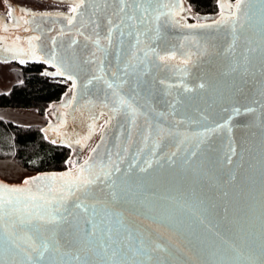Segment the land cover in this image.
<instances>
[{"label": "snow or ice", "instance_id": "obj_1", "mask_svg": "<svg viewBox=\"0 0 264 264\" xmlns=\"http://www.w3.org/2000/svg\"><path fill=\"white\" fill-rule=\"evenodd\" d=\"M87 3L88 0H75L70 8L74 15L66 17L68 25H72L77 16L83 17ZM109 3L110 0H103L102 8H94L96 18L90 17L88 20L90 34L82 30L85 27L83 23L76 33L77 36H83L85 48H88L89 43L92 45V51L83 63L96 65L84 87H96L97 92L103 94L101 107L108 110V119L99 125L101 143L105 141V127L117 116H123L130 124L127 145L134 143L133 133L136 132L141 136L143 147L137 148L127 169L121 165L127 158L128 146L121 149L118 143L115 159L113 153L108 152L105 161L104 157L97 158L95 155L100 148V144H97L90 149L88 158L82 163L68 161L72 168L66 173L28 178L21 187L0 183V264H191L193 257L195 264H264V134L259 161L258 216L253 219L249 210L244 209L239 218L230 219V192L223 190L219 196L225 201L223 219L227 231L231 233L230 238L226 239L219 231L212 233L214 239L189 238L181 231V221L171 211L166 214L157 211L155 201L164 200L174 204V198L147 192L142 179L133 181L136 168L139 173L149 175L154 165L160 168L167 165L170 169L177 165L190 166L195 159L204 156L203 146L209 144L212 134L225 128L229 133L228 150L220 163L230 169L233 157L238 153L230 135L232 128L227 124H217L215 127L205 125L203 131L180 132L181 125L201 124L208 117L201 115L198 120L186 117L176 119L179 115L177 106L183 104L179 97L167 102L170 109L167 116L173 118L172 126L150 121L145 108L148 107L149 111H155V108L150 107L151 101L143 95L147 82L142 77L148 76L153 66L171 67L170 61L177 60L175 46L169 49L160 47L163 38L161 17L168 18L165 24L174 23L171 18L176 13L171 8L167 12L162 11L161 0H111L114 10L111 15L101 18L99 13L106 12ZM174 7L176 5H172ZM229 8H234V11L225 15L222 8L220 18L211 25L184 26L189 29L215 27L217 31L229 32L231 42L223 53L217 54L232 58L237 56V42L241 36L251 30L250 35H244L245 46L240 56L246 73L249 67H258L262 80L260 95L264 98V0H255V3L253 0H235V4L229 5ZM180 11L190 12L191 8L185 10L181 6ZM8 15L12 17V23L18 26L11 8ZM30 15L35 14L23 12V16ZM153 22L154 28L151 26ZM0 27L7 30V26L2 23ZM125 29L132 38L127 49L124 46ZM117 33L119 39L116 38ZM32 39L39 40V37ZM183 40L195 47V52L189 49L180 53V62L184 65L181 71L187 73L196 61L209 55L210 51L207 41L202 44L198 36H185ZM78 42L73 39L68 47L73 48ZM52 44L53 50L47 59L38 56L36 46L31 44L27 54L53 64L56 72H45L44 75L63 76L71 81L73 95L67 104L70 107L76 100L75 90L78 88L76 54L73 52L68 55L57 50L55 38ZM180 48H184L183 43ZM194 55L196 61L193 60ZM109 57L114 59V65ZM19 62L24 64L27 61L20 59ZM240 66V61L234 60L230 69L235 72ZM158 83L168 96L171 95V89L177 87L166 83L164 79ZM179 87L184 92L193 91L183 82ZM197 87L207 90L210 83L202 80ZM141 99L144 103L140 102ZM261 107L264 108V103ZM233 111L237 115L241 114L239 108ZM255 111L251 107L244 109V113ZM104 115L101 111L100 116ZM158 115L164 117L166 114L160 112ZM141 117L145 120L142 130L138 123ZM92 119L95 121L97 118ZM96 127L95 122L89 125L88 135L83 140L90 139ZM261 127L264 128V113ZM150 140L152 148L149 158L143 159L141 164L138 157L148 147ZM169 141H174L173 146L163 151ZM56 142L55 139L51 140L53 144ZM75 143L81 144V140ZM157 149H161V152H157ZM235 181L236 176L229 172L225 184L232 185ZM185 207L192 206L187 202L179 205L180 209ZM199 222L204 223V220L200 219Z\"/></svg>", "mask_w": 264, "mask_h": 264}, {"label": "water", "instance_id": "obj_2", "mask_svg": "<svg viewBox=\"0 0 264 264\" xmlns=\"http://www.w3.org/2000/svg\"><path fill=\"white\" fill-rule=\"evenodd\" d=\"M228 5L232 4L225 0ZM255 3V0H253ZM172 5L176 7L172 8ZM184 9V0H161L160 8L167 12L169 8L176 13L171 19L174 23L165 24L167 17H161V35L160 47L164 49H177V60L170 61L171 67H152L151 73L142 77L147 83L144 87L143 95L151 101L150 107H154L155 111H149L146 107L145 111L148 113L150 121L155 123H163L166 127L173 124V118L167 116L170 111L168 108V101L179 97L183 100V104L178 105L179 115L176 119L186 117L189 119H200L201 115L207 116V121H202L201 124L188 125L184 124L179 127L180 132L188 131H203L204 126L215 127L217 124H227L232 128L231 137L235 141L237 148V156L233 157V165L231 168L224 167L220 161L223 159L225 152L228 150L229 133L227 128L220 132L212 134L211 140L205 148L204 156L198 157L193 163L188 166L177 165L175 168H168L165 165L160 168L156 165L149 170L150 174H141L138 168L134 169L133 181L142 179L145 183V190L149 193L155 192L157 196H167L174 198L176 203H169L164 200L155 201L158 212L167 213L171 211L178 221H181V231H183L189 238L195 239L200 237L202 239H214L212 233L214 231L221 232L225 238H230L231 233L225 227L223 219V205L224 200L219 196L223 190L230 192L229 203V218L237 219L242 215V210H249V215L255 219L259 213L260 201V153H261V138L264 134V128L261 127L262 113L264 108L261 104L264 103V98L260 93L262 90V80L259 74L258 67H249L246 73L243 66V61L240 53L244 49V35H250L251 30H247L237 42V56L235 58L218 55L223 53L224 49L231 42V34L225 30L217 31L215 27L204 29H189L186 24H208L211 25L218 17L201 21L191 22L185 15L184 11H180V7ZM258 6V5H257ZM87 11L84 12L83 17L77 16L72 25H68L67 16L74 15L73 13H55L47 10H34L29 7H23L28 11H21L19 19L21 24L11 25L10 34L14 41L25 42V49L28 52L30 47L29 39L38 36L39 40L31 39L37 48V55L43 56L45 59L53 50V38L56 40L55 47L61 53L71 55L73 52L75 56V64L77 65L75 71L78 75V88L76 92V100L73 101L72 106L62 107L55 113L54 120L58 123L50 127L51 133L57 136L64 142H75L81 140V144H85L87 140L83 137L88 135L89 125L93 122L97 124L100 121L108 119V110L101 107V100L103 94L97 92V88L93 85L84 87L90 77L92 70L96 65L84 64L83 61L89 56L92 51V45L89 43L88 48L84 47L85 41L83 36H77V30L80 29L81 23L85 25L82 29L86 34L91 33V27L88 25L89 18H96L94 8L103 7V0H88L86 4ZM114 5L109 3V8L106 12H100L101 18L111 15L114 10ZM21 9V8H19ZM81 11H84L83 9ZM234 11V8L232 9ZM23 12L34 13L35 15L23 16ZM229 12H224L227 15ZM115 19V18H114ZM28 23L25 24L24 21ZM13 26V28H12ZM155 27V22L151 25ZM27 29V30H26ZM63 29V32L61 30ZM125 29L124 46L128 48L129 42L132 40L127 35ZM198 36L201 38V43L205 41L209 44L210 54L204 56L201 60L196 61V56L193 60L196 63L189 68L187 73L181 71L184 65L180 62V53L191 50L195 52V47L188 41H184L185 36ZM19 37V39H17ZM119 39V33L116 34ZM73 39H77L78 44L69 48V44ZM134 42V41H133ZM184 44V48H180V44ZM34 59V57H33ZM112 63L115 61L112 57ZM234 60H239L241 66L237 71L232 72L230 65ZM43 61V60H40ZM44 62V61H43ZM52 67L48 73H55L56 68L52 63H47ZM253 72L255 75H253ZM58 76V75H55ZM164 79L166 83L176 85L171 89V95H165L164 88L158 81ZM207 81L210 87L207 90H200L197 86L200 82ZM185 83L192 88V92H184L179 87L181 83ZM73 95V91H72ZM72 98V96H71ZM91 101V103H89ZM141 103L144 100L141 99ZM254 108L253 113H244L245 108ZM239 108L241 114L237 115L233 109ZM105 113L100 116V112ZM160 112H164V117L159 116ZM93 117L97 119L93 121ZM231 117V119H229ZM62 118V120L60 119ZM62 121L64 123H62ZM140 130L145 125V120L141 117L138 121ZM121 126H123V135H121ZM130 124L123 116H117L112 120L111 124L104 129L105 141L101 143V130L99 136L92 148L100 144L98 152L95 154L97 158L104 157L106 161V153H113L115 159L116 145L119 143L121 149L125 146L129 147L126 160L121 167L127 169L128 163L132 161L136 155L137 148L143 147L141 136L136 132L133 133L134 143L127 145V133ZM95 132V131H94ZM60 133V135H57ZM174 141L167 142L163 147V151H168L172 147ZM152 148V142L149 141L148 147L145 148L143 154L138 157L141 164L143 159L149 158V152ZM161 152V149H157ZM88 153L87 157L89 156ZM123 155V152L121 153ZM242 157V158H241ZM85 158V159H86ZM203 161V163L201 162ZM211 161V162H210ZM83 160L76 162L82 163ZM71 168L63 170L40 171L28 175L19 182H10L8 179L0 177V183L8 185L9 187H21L23 181L28 178H34L41 175L62 174L69 171ZM229 172L236 176V181L232 185H226L225 181L228 179ZM123 179V177H122ZM201 201L203 203L201 204ZM187 202L191 208L185 207L180 209L179 205ZM215 205L216 207H212ZM205 209H207L205 211ZM195 211V215H193ZM200 219L204 223H200ZM191 264H195L193 257Z\"/></svg>", "mask_w": 264, "mask_h": 264}, {"label": "trees", "instance_id": "obj_3", "mask_svg": "<svg viewBox=\"0 0 264 264\" xmlns=\"http://www.w3.org/2000/svg\"><path fill=\"white\" fill-rule=\"evenodd\" d=\"M184 1L193 13L206 17L219 15V0ZM16 11L20 14L21 11L28 10L17 8ZM9 26L8 31L1 30V27L0 32H10ZM6 37L12 40L11 43H19L14 41L10 34ZM23 51L28 53L26 50ZM8 52L11 53V50ZM2 60L0 55V62ZM19 60L16 58L13 61L18 66L13 70L17 83L9 91L0 93V106L33 110L47 115L50 106L60 102L69 91L71 81H67L63 76L44 75L52 67L43 61L32 57L21 64ZM50 127L48 123L24 125L0 118V159H11L33 173L68 168L70 166L68 161L72 159V147L67 142L57 140V136L49 130ZM53 139L57 141L55 144L51 143Z\"/></svg>", "mask_w": 264, "mask_h": 264}, {"label": "rangeland", "instance_id": "obj_4", "mask_svg": "<svg viewBox=\"0 0 264 264\" xmlns=\"http://www.w3.org/2000/svg\"><path fill=\"white\" fill-rule=\"evenodd\" d=\"M60 1H63V3H59L57 5L58 6H64V3H65V5L68 8V10H67L68 13L71 14L70 8L73 6L75 0H60ZM60 1H58V2H60ZM228 1H230L233 4L235 3V0H228ZM15 2H16L15 4L14 3H11V2H7L6 3L5 12L8 14L9 13V9L11 8L13 10V14H14L15 19L18 21V24H21L22 22L19 19L20 18L19 17V12L16 11V9L20 5V3L17 2V1H15ZM22 2L24 3V0ZM219 2H220V12H219V15L221 13V9L222 8H223L224 12H226V11L230 12V11H232V9L229 8V5H228V3L225 0H219ZM230 5H232V4H230ZM21 8H23V7H21ZM49 8L51 9L52 7H49L48 5L45 4V5H41V6L37 7V10L49 9ZM184 9L185 10L188 9L187 3L185 1H184ZM183 15H185V18H187L191 22H201V21H204V18H206V16L198 15V14L193 13L191 11L190 12L184 11L183 12ZM7 17H8V19H7L5 25L6 26L10 25L9 27H11V25L13 24L12 23V17H9V16H7ZM197 17H198V19H197ZM214 17L216 18V17H218V15L217 16H214ZM13 26H14V24H13ZM13 26H12V28H13ZM6 31H8V29ZM31 39H29L30 44L31 45H34ZM10 41H12V40H9V38L6 37V35H5L4 32H0V52H2V54H5V53L7 54L8 53V54H11V55L16 56L18 59H24V58H28V57L29 58H32V56L27 55L23 51V50H26L25 49V45H26L25 42L26 41H24V42L19 41V43H17V44L11 43ZM6 44H8L10 47H8ZM12 49H20V50L13 51ZM10 50H11V53L8 52ZM12 65L15 66L16 64L14 63ZM71 89H72V83H71V86H70L69 91L65 94V96L63 97V99L60 102H58L57 104H52L50 106V108L48 109V113L50 115H52V117L50 118V120L51 121L53 120V123L54 124L58 123V120L57 121L54 120L55 113L57 112V110L58 109H61L62 107H66L67 104H68V101L71 100V96H72ZM60 120H62V118ZM51 123H48V125L51 126ZM103 124H104V120L103 121H100V122H98L96 124L97 127H96L95 132H93L91 138L88 139L85 144H76L75 142H69V141L67 142L72 147V159L73 158H76V157H79L80 160H84L87 157L88 153L90 152V149H92V147H93V145H94V143L96 141V138L99 136V133H100V130H101L100 127H99V125H103ZM82 145H83V147H82ZM72 159L70 161H74ZM7 161H9L10 164ZM68 168H72V165L70 164V166ZM19 169H21L20 165L18 166L12 160L0 159V177H3L5 179H8L10 182L11 181H20V180H23V177H22L23 174L20 172Z\"/></svg>", "mask_w": 264, "mask_h": 264}, {"label": "crops", "instance_id": "obj_5", "mask_svg": "<svg viewBox=\"0 0 264 264\" xmlns=\"http://www.w3.org/2000/svg\"><path fill=\"white\" fill-rule=\"evenodd\" d=\"M15 1L19 2L20 5L18 8L21 7H29L34 10H37V7L41 5H48L49 7H52L51 9H41V10H47L50 12L55 13H68V8L64 3V6H58L57 4L63 3V1L60 0H0V22L5 25L7 21V16H9L6 12V3H16ZM60 1V2H58ZM65 2V1H64ZM1 28V27H0ZM4 29L3 27L1 30ZM0 55L2 56V61L0 62V93L9 91L13 85L17 83L16 77L13 73V70L17 68L18 66H13L12 64L14 59L17 57L14 55L9 54H2L0 52ZM25 60H28V58H24ZM12 63V64H11ZM52 115L49 113L47 115L40 114L33 110H26V109H16V108H7V107H1L0 106V118H4L13 122H17L24 125H45L47 123H51V127L54 126L53 120L51 121L50 118ZM11 160V159H8ZM13 161V160H12ZM9 163V161H7ZM15 164H17L15 161H13ZM10 164V163H9ZM19 166V164H17ZM10 166V165H9ZM21 169L20 172L23 174V179L27 177L28 175L33 174L30 170H28L25 167L20 166ZM21 181V180H20ZM11 182H19V181H11Z\"/></svg>", "mask_w": 264, "mask_h": 264}, {"label": "flooded vegetation", "instance_id": "obj_6", "mask_svg": "<svg viewBox=\"0 0 264 264\" xmlns=\"http://www.w3.org/2000/svg\"><path fill=\"white\" fill-rule=\"evenodd\" d=\"M213 18H215V17H211V16H208V17H206V18H204V21H206V20H210V19H213ZM72 160H74V161H76V162H79V160H80V158L79 157H76V158H73Z\"/></svg>", "mask_w": 264, "mask_h": 264}]
</instances>
